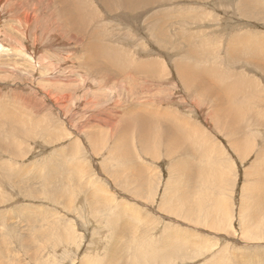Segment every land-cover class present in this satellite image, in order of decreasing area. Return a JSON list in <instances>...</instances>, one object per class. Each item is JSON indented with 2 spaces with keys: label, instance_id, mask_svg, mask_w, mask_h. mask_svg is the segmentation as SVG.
<instances>
[{
  "label": "rangeland",
  "instance_id": "rangeland-1",
  "mask_svg": "<svg viewBox=\"0 0 264 264\" xmlns=\"http://www.w3.org/2000/svg\"><path fill=\"white\" fill-rule=\"evenodd\" d=\"M68 1L88 22L82 36L93 32L128 54L118 62L105 49L108 57L89 67L88 42L82 45L71 27L63 29L61 0L0 4V121L16 132L18 154L11 159L0 149V162L10 169L3 177L12 179L6 190L0 175V264H116L119 252L111 254L109 241L132 264L138 239L165 234L183 244L177 229L188 238L180 260L168 249L167 257L144 255L140 263L264 264V234L253 241L245 230L254 207L249 192L260 186L264 168V0L167 1L157 13L170 24L169 51L152 33L157 13L149 8L145 19L128 11L126 19L95 0ZM184 15L182 27L176 18ZM193 51L195 59L182 57ZM187 62L192 76H202L196 87L179 77L178 66ZM8 114L31 133L20 135ZM163 117L169 125L160 123ZM177 118L186 123L174 128ZM39 119L48 129H39ZM171 143L179 145L177 152L167 148ZM215 175L220 185L206 187L204 180ZM180 187L196 199L195 216L185 221L165 209ZM43 190L52 191L56 205L43 199ZM221 203L230 206L229 215H220L215 205ZM123 206L143 215L129 217L130 234L113 238ZM22 207L36 218L24 217ZM144 217L164 232L142 226ZM164 245L162 239L150 244L156 250Z\"/></svg>",
  "mask_w": 264,
  "mask_h": 264
},
{
  "label": "bare ground",
  "instance_id": "bare-ground-1",
  "mask_svg": "<svg viewBox=\"0 0 264 264\" xmlns=\"http://www.w3.org/2000/svg\"><path fill=\"white\" fill-rule=\"evenodd\" d=\"M72 1L74 2V0H72ZM167 1H174V0H95V2L97 3V5L100 6L102 9H104L106 11V13H108V14H111L113 16H123V15H125V12L128 11L127 12V15L128 14H130V15L136 14L137 15L136 18H139V19H145L147 17L148 13H144L146 9L147 10H149V9L152 10L151 12L154 13V14H156L157 12H160L161 9L166 8ZM237 1H239V0H237ZM3 2H4V0H0V4L1 3L3 4ZM6 2L8 3V1H6ZM61 2L63 4V8L60 9V15H61V19L63 21V24L65 25V27H63V29H69L71 27L73 29V31L76 33V37L79 38V40L82 42V45H84L83 43L88 42V44L85 45V46L87 47V52L89 53V55L87 56L89 58V61L87 63H85V65H87L89 67H94V66L98 65V64H96V62L97 61H100V58L108 57V54L104 51L105 49L108 50L109 56H114V57L116 56V61L123 62V59H124L123 56H126L128 54L126 52V50H119L118 51V50H116V49H114V48H112V47L104 44L102 41L99 40V37L96 34H92L93 32L90 33L91 34L90 36H87V37L82 36L80 33H87L86 31L89 28V25H88V22H86V23L84 22V20L82 18V15H81V12H80V9H77L75 7V5L72 6V4L68 0H61ZM115 12H119V14H115L114 15ZM142 13H144V14H142ZM127 15L124 16L126 19H128L126 17ZM76 16L79 17L80 23H78ZM196 16L198 17L199 15L196 14ZM186 17L187 16L184 15V16H178L176 18L177 20L181 21V26L182 27H185L182 24V22H186L187 21L188 18H186ZM155 18L156 19H151L150 20V23H149V25L153 28V32L152 33L156 37V39L159 42H161L162 48L165 47V50L168 49V51H169V48L173 47L174 45L171 46L173 44L172 43L173 42V35L170 36V34H169L168 27H169L170 24H166V21H168V19L165 20L164 23L162 24V21H160V19H162L164 17L160 13H157L155 15ZM202 18H200V20ZM201 21H203V19ZM27 22L28 23L30 22V18L29 17H28ZM195 26H196V24H195ZM201 26H202V23H201ZM96 42H100V43H102V45H100V44H98ZM199 42H201V41H199ZM199 45L201 46V44H199ZM202 47L203 46H201V48ZM205 51H206V49H205ZM206 52H204V54ZM175 53H177V55H180L182 53V51H177ZM195 54L196 53L193 51L191 55L189 53H186L182 57L187 58V59H191L193 57V55H195ZM198 55L201 56V53H198ZM199 56H197L198 61H200L201 59H203L202 56L201 57H199ZM205 56L208 57L209 54L208 55H205ZM195 58L193 57V59H195ZM188 64H189L188 62L185 63L184 69H181V66H178V68H179V70H178L179 77H180L181 80H183L182 82L185 85H187V86L188 85H191V86L196 87L195 84L199 81V79L202 76H200L198 78L192 76V73H191V71H190L189 68H193V67L189 66ZM99 66L101 68H104L101 65H99ZM106 68H107V70H111V67H105L104 69H106ZM124 73H127V72H124ZM204 81L206 82V80H204ZM226 104L229 105L230 104V101H227V103H226V100H225L223 102V105H226ZM1 111H2V109H1ZM5 117H7L10 120H11V117H12V119L15 120V118H13V115L12 114H8ZM220 118L222 120H228V118H229L228 117V113L226 115H221ZM233 118H234V120H236L237 119V116H234ZM15 121L18 124V125H16V127H18L17 128V132L20 135L31 133L28 130V129H30V126H29L28 129L26 128L27 127L26 126L27 123L24 124L23 123V120H20L21 122H18L19 120L18 121L15 120ZM37 121H38V124H39V129H41L42 127H44L45 129H48V125H47L48 124V121H45V120H42V119H39ZM170 122H171V120H169L168 117H163L160 120V123L163 124V125H169ZM9 123L10 122L8 121V124ZM181 123L185 124L186 123V120L184 118H177V119L174 120V123L171 124V126L175 128L176 126L180 125ZM8 124L5 121H0V149L6 155L12 156L13 158H11V159H16V158H18L17 150H13V148H16V143H15V139H14V138H17L16 137V132L13 131V130H11V129L8 130ZM4 131H5V133H4ZM2 133H4V135H3V139L1 140V137H2L1 134ZM152 137H153V135H150L148 137V140L152 139ZM146 142L149 144L148 141H146ZM124 147H126V145H122V147L120 145L119 150H123ZM167 148H169V150L172 151V152H177L179 150V145L176 144V143H171L170 145L167 146ZM187 152H188V148H184L183 149V153L184 154H187ZM196 159L198 161L201 158H199V157L197 158L196 157ZM4 167H6V168H4ZM8 167H9L8 164H6L4 162H0V175L2 177H3V175H9L10 174V169ZM188 167L189 166L186 164V168H188ZM262 170L263 171L259 174V180H260L259 184H260V186L255 191H252V192H249L248 191L249 192V198L252 199V201L254 202V207H253L252 211L249 214L250 218L252 219V221L250 222L251 226L249 228H246L245 230H247L248 233L252 235L253 241L256 240L257 238H259L262 234H264V218H263V216H264V195H263V193H264V168ZM251 175H252L253 178L256 176V174L254 172L251 173ZM4 179L7 180L6 190H7V187L10 189L11 188L10 180H12V179H7V178H4ZM195 180H196V178L194 179V181ZM204 183H205V186L206 187H211V188L216 189L220 185L219 176H216L215 175L211 180H206L205 179L204 180ZM0 184H2L1 181H0ZM64 185H65V183H64ZM139 187L140 188L142 187V184L141 183L139 184ZM4 191H3V189H2V191L0 190V199L3 197ZM139 191H140V189H139ZM174 191L175 192H173L170 195H168L169 198H168V201H167V204H166V208L165 209H167L168 213H171L172 215H174V217L176 216L177 218H180V219H182V215H184V221L187 220V219L193 218L195 216V212H196V209H197L196 199L191 195V193L189 191H187L185 189H182L181 187L179 189L174 190ZM41 192H45V195L42 196L45 201L50 202L52 200V196H51V192L52 191L51 190H47V191L46 190H43ZM52 195H54V194H52ZM56 195H55V197H56ZM134 195L136 196V194H134ZM57 197H58V195H57ZM55 200H58V199L55 198ZM114 202H115V200H111V202H110V206H109L110 211H111V207L113 205H115ZM49 204L56 205L57 203L53 202V200H52V203H49ZM128 206H130V205H128ZM215 207H216V209L218 211H220V215H222V216H225V214L229 215V213H230V206L227 203L216 204ZM130 208H132V207H130ZM22 209L25 211V212H23V216L24 217H26V218L27 217L28 218H36V216H34V215L28 216L26 214V209L23 208V207H22ZM162 209L164 210V208H162ZM143 213H144L145 216L147 215V213L145 211H143ZM141 214L142 213L140 212V210L139 211L137 210L136 213H133V215H132L131 212H129L128 209L123 206L121 208L120 213H119V220H118V224H117V225L120 224V226H119V228H116L115 229L116 235L114 234L113 235V238H114V236L116 238L119 233H121L122 237H124L125 234L127 235V233H129V232L126 229L130 228V223H129L130 221H128L129 220V217L130 216H137L139 218V216ZM206 215L207 216L211 215V210L209 208L206 211ZM38 222H41V221H38ZM139 222L142 223V226L144 225V222H145L146 225L149 226L150 228L152 227V225H156L155 227H156L157 230H159L160 232L161 231L164 232L162 229H160L157 226L156 222L153 223V224H151V222L149 220H147V218H145V217H144V219L139 220ZM211 227L213 229H216V230L219 229V226L213 225ZM218 231H220V230H218ZM177 232H178V237L179 238H180V236H182V238H183V244H181V243L176 244L175 241L172 238L167 237L165 234H159V236H157V234L151 233V236L149 238H147V239H144V238L138 239V245H139V247L136 246L137 244L136 245L134 244V247H133L134 252L136 253V255H138V260H137V262L136 261H133L132 264H143V263H140V262L143 261L144 255L154 256L156 254H159L163 258L164 257H167L168 256V253H167L168 249H173V251H174L173 259L176 262L178 260H180L182 258L181 257L182 255L180 254L181 256H179V251L182 250L181 248L184 246V244L186 243V241L188 240V238L185 237L184 232H183L182 229H180V231L177 229ZM252 233L256 234V236L253 235ZM200 237H202V235ZM152 239H153V241H152ZM158 239L164 240L165 241V245L162 246L161 249L158 248L159 250L158 249L156 250V248L151 247L150 244L153 243V242H155ZM204 243H206V242H204ZM200 244H201V242L199 243V245ZM109 247H110L109 249H111V251H112L111 254L117 255L115 252H119L121 254V252L118 249L115 248V245H114V248H113V244H112L111 241H109ZM206 247H207V245H205V249H206ZM119 253H118V255H120ZM180 253H182V252L180 251ZM118 255H117V258H118V262L117 263H119V264H126L127 260L124 259L125 257L121 258V255L120 256H118ZM129 256L131 257L132 255H129ZM188 256H190L191 258H193V254L188 255ZM114 257L115 256L112 255L110 261H112ZM183 257L185 259V257H187V256L185 255ZM115 259H116V257H115ZM97 260H99V259H97ZM101 261H102V264H105L103 262V260H101ZM162 261H164L165 263H167V261L164 260V259ZM181 261H183V259ZM261 261L264 262L263 260H261ZM112 262H114V261H112ZM239 262H240V260H239ZM83 264H93V261H89L88 260L87 262H84ZM183 264H188V263L186 261H184ZM240 264H241V262H240ZM244 264H247V263H244Z\"/></svg>",
  "mask_w": 264,
  "mask_h": 264
}]
</instances>
